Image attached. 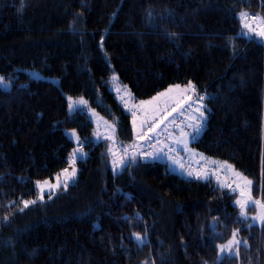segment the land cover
Wrapping results in <instances>:
<instances>
[{
    "label": "trees",
    "instance_id": "1",
    "mask_svg": "<svg viewBox=\"0 0 264 264\" xmlns=\"http://www.w3.org/2000/svg\"><path fill=\"white\" fill-rule=\"evenodd\" d=\"M241 12L264 17V0H0V75H15L0 86V264H264V228L240 216L238 190L137 153L110 80L135 100L191 82L206 114L192 148L252 180L264 201V39L241 35ZM68 97L85 98L113 123L114 146L131 148L120 171ZM65 129L86 152L75 182L19 211L37 181L69 167ZM237 229L247 247L218 259ZM145 232L138 247L133 233Z\"/></svg>",
    "mask_w": 264,
    "mask_h": 264
},
{
    "label": "snow or ice",
    "instance_id": "2",
    "mask_svg": "<svg viewBox=\"0 0 264 264\" xmlns=\"http://www.w3.org/2000/svg\"><path fill=\"white\" fill-rule=\"evenodd\" d=\"M240 20H241V25L242 28L246 29L247 32L241 33V35H255L256 37H259L261 39H264V17L255 15V14H249L247 12H241L240 13ZM117 78L113 76V80L115 81ZM0 86H7L5 85L4 78L0 77ZM177 89L180 88L179 85L176 86ZM174 89L170 88L168 89V92L165 93H160L159 96L153 97L152 100L149 101H143L141 102V105L144 106H153L151 109L152 115L149 117L151 120V123L148 124V121L145 120L141 123V128H143L146 124L147 126V132H142L140 134V139H150L149 133L155 132L162 124H164V121L168 119L169 116H171L172 112L177 111V108L174 107L171 109V111H168L167 108L161 109L158 104L155 102L159 101L161 97H166L168 96L169 93L173 92ZM181 92H195V86L189 82L187 87L184 89H180ZM191 96H185L184 100L178 101L177 106L181 107L186 100H191ZM199 101H203L204 97L200 96ZM195 103V101H193ZM86 101L83 100L82 98L78 101H73L71 97H69V112H72L75 110V106L77 105H86ZM191 107V104L189 105ZM203 104H201V108H203ZM194 111L199 112L200 119L203 120L204 118V112L201 111L199 108L198 109H193ZM161 112H163V115H161ZM133 127L134 130L136 128V113H133ZM172 124H175L176 121L173 119L171 121ZM190 127H192L190 125ZM109 128L112 131V136L106 137L108 139H113L114 140V134H115V127L114 125H109ZM163 132L168 131V125H164V128L162 129ZM194 131L196 134L199 133L200 127L199 125L194 127ZM170 134V133H169ZM66 135L69 136L70 139H74L78 145H80V139L75 130L71 131V133H66ZM195 138V137H193ZM178 143H182L185 148H187L188 144V133L183 132L181 130V139L177 141ZM159 143V141H157ZM170 151H173V149H169ZM109 152L115 156L116 153L112 151V148L109 147ZM124 153H128V149H124ZM79 154V155H78ZM84 152L82 150V147H77L73 150V152L70 154V164L69 167H71V172H69L68 168H65L58 176H57V183L55 185H51L48 180H44L43 182L37 181L36 182V188L39 190V195L37 196V199L35 200H21L20 203L23 205V207L19 208L18 210L23 212L24 209L28 208L30 205H33L37 202V200H43L44 196L43 193L45 191V186H47L50 190H52V195L55 194V188L60 187V178L63 177V186L66 189L69 181L73 180L75 175H76V168H75V163L77 159L82 158L84 156ZM149 156H152V153L148 154ZM163 155H167V153H163ZM136 152H132V159L135 160ZM156 158H160L157 156ZM125 164V159L122 156L119 160H113V166H114V171L117 170L118 168L121 167V165ZM223 168H227L231 171L234 172V175L237 177L239 181L243 182L244 190L241 191V196H245V191L247 192V198L243 200H237L236 203L237 205L240 206V216L243 217L245 220H251L254 223L258 222L262 228H264V201L262 200H257L252 198V185L253 181L247 179L246 177L242 176L239 172H235L234 169H232L231 165L228 164H223L221 165ZM189 176H192L193 173L191 171L188 172ZM196 179H207L208 174L204 172L203 174L201 173H196L195 174ZM221 187H225V185H221ZM227 187L231 188V185H227ZM51 199V195L48 197ZM13 204L16 203V201L12 202ZM255 205L256 208L258 209L256 215L251 216L250 218L247 216V211L251 210V206ZM8 216H4V220H8ZM253 224H250L249 227H252ZM239 236V229L233 231L231 233V238L227 240L226 243H220L217 245L218 248V259H223L224 254L227 253L231 256H234L235 258L239 259V252L241 246L247 247V241H241L238 239ZM133 237L135 238V242L137 246H142L146 243V237L147 233L145 232L144 236H141L139 233H133ZM147 264V262H145Z\"/></svg>",
    "mask_w": 264,
    "mask_h": 264
},
{
    "label": "rangeland",
    "instance_id": "3",
    "mask_svg": "<svg viewBox=\"0 0 264 264\" xmlns=\"http://www.w3.org/2000/svg\"><path fill=\"white\" fill-rule=\"evenodd\" d=\"M27 72H28V74L31 76V77H33V78H37V79H39V78H48V80H51V81H54V82H57L58 81V79L57 78H54V77H45L42 73H40V72H38V71H35V70H31V69H29V70H27ZM113 76H115L116 78H117V76H116V74L114 73L113 75H112V77H111V89H112V91H114V93L116 94V96L121 100V102L124 104V106L126 107V109H127V111H129L130 113H131V115H132V117H131V125H132V130H133V133H134V136L137 138V136L139 135V134H141L142 132H143V128H141V123L144 121V120H146V118H147V120H148V124H150L151 123V120L149 119V117L152 115V112H151V109H152V107L153 106H144V105H141V102H143V101H149V100H152V98L151 99H147V100H135L134 99V97H133V95L131 94V92L129 91V89L125 86V85H123L119 80H118V78L114 81L113 80ZM0 77H3L4 78V82H5V85H7V86H1L3 89H5V90H10L11 88H12V85H13V79H14V77H15V75L14 76H10V78H5L3 75H0ZM173 89V88H172ZM175 91V90H174ZM166 92H168V91H166ZM163 93H165V92H163ZM158 96H159V94H158ZM186 95H184V94H182V95H180L179 97H178V95H177V93H169L168 94V96H166V97H161L160 98V100L159 101H157V102H155L156 104H158L159 105V107L163 110V109H165V108H167V110L168 111H171V109L172 108H174V107H176L177 108V111H175V112H172V114H171V116H169L168 117V119L167 120H165L164 122H166L165 124L166 125H168V131H167V140H168V138H169V140H171V137L172 138H176V139H178L179 137H181V130H183L182 129V127L180 126V125H178L177 123H175V124H172L171 123V121L174 119H176V116L177 115H180V113H179V110H178V106H177V102L178 101H182V100H184V97H185ZM155 97V96H154ZM157 97V96H156ZM72 98V100L73 101H78V100H80L81 98L83 99V100H85L86 101V99L85 98H83V97H76V98H73V97H71ZM194 99L192 98L191 100H186V101H184V103H186V104H188L189 102H192ZM134 101V102H133ZM197 101V109L199 108L201 111H203L204 112V118H203V120H201L200 119V116H199V112H197V111H194L193 112V114L190 116V117H187V125H188V127H189V130L188 131H184L183 130V132H185V133H188V139H190V140H192V141H195L197 138H199V136L201 135V132H202V127H203V123H204V120H205V116H206V114H205V105H204V103H203V101H199V99H197L196 100ZM87 102V101H86ZM201 104H203V108H201ZM68 105H69V97H68ZM77 110H82V111H85L88 115H89V117L92 119V121L94 122V124H95V130H94V139L96 140V141H100V140H102V138H103V135H101V132H100V130H102V132L103 133H105V130H106V128H108V129H110L109 128V125H113V123L112 122H110V120H108L107 118H105L104 116H102L100 113H97L95 110H94V108H92L91 106H90V104L87 102L86 103V105H77V106H75V110L74 111H72V112H69V113H73V112H75V111H77ZM68 111H69V107H68ZM133 113H136V117H135V119H136V128H135V130H134V127H133V119H134V117H133ZM161 115H163V112H161ZM100 120V121H99ZM100 122V123H99ZM104 123L106 124V128H105V126H103L104 125ZM190 125L192 126V127H190ZM197 125H199V127H200V131H199V133L198 134H196L195 133V131H194V127L195 126H197ZM202 125V126H201ZM163 128H164V126H163ZM73 130H75V129H65V134L66 133H71V131H73ZM146 131H147V127H146ZM75 132L77 133V135H78V132L75 130ZM170 133V134H169ZM107 134V133H106ZM105 134V135H106ZM109 134V133H108ZM79 136V135H78ZM67 137L69 138V136L67 135ZM193 137H195V138H193ZM80 139V138H79ZM74 143H75V148H77V147H79V145L76 143V141L74 140V139H71ZM116 142V140H114V142L111 144V148H113V145H114V143ZM74 148V149H75ZM82 150H84V146H83V148H82ZM160 151H161V149H160ZM162 152V151H161ZM163 154V153H162ZM165 156V155H164ZM122 156H120V155H115V156H112V160L114 159V158H121ZM166 157V156H165ZM124 159H125V161L128 159V156H124ZM167 160L169 161V159H168V157H167ZM171 167V166H170ZM171 168H174V167H171ZM215 169H217L218 171L219 170H221L222 168H219L218 166H215L214 167ZM233 169V168H232ZM68 170H69V172H71V167H68ZM113 170H114V168H113ZM121 170V169H120ZM119 170V171H120ZM116 171L118 172V170H115L114 172L116 173ZM226 171H227V169H226ZM228 172V171H227ZM232 173H234L233 171H231ZM231 172H228V174L229 175H231ZM59 175V174H58ZM58 175H56L55 177H54V179L53 180H48L49 181V183L51 184V185H55L56 183H57V176ZM183 176V175H182ZM185 177H187V178H191V177H189V176H185ZM76 178V175H75V177H74V179L73 180H71V181H69V184H72L73 182H75V179ZM235 178V177H234ZM233 178V179H234ZM248 179V178H247ZM44 180H41L40 182H43ZM234 181V183L232 182V184H231V188H235V189H237L238 191H237V193H239V196H238V199L237 200H243V199H246L247 198V192L245 191V196L244 197H242L241 196V191L242 190H244V186H243V182L242 181H239L238 179H237V177H236V179H234L233 180ZM236 182V183H235ZM68 184V185H69ZM238 184V185H237ZM235 186V187H234ZM60 188H62V189H64L65 190V188H64V186H63V177H61L60 178V187L59 188H55V193L60 189ZM241 188V189H240ZM240 189V190H239ZM38 190V189H37ZM52 193V190H50L47 186H45V191H44V193H43V196H44V199L43 200H45L46 199V197H45V195L46 194H51ZM38 195H39V190H38ZM37 195V196H38ZM37 196H36V198H34V199H32V200H35V199H37ZM50 196V195H49ZM42 200V201H43ZM37 201H41V200H37ZM237 204V203H236ZM255 206V205H254ZM256 207V206H255ZM238 208H239V211H240V206L238 205ZM257 211H258V209L257 208H255V212L253 213V215H256V213H257ZM252 215V213L250 214L249 213V211H247V216L250 218L251 216H253ZM243 218V217H242ZM256 224H259L258 222H256Z\"/></svg>",
    "mask_w": 264,
    "mask_h": 264
},
{
    "label": "crops",
    "instance_id": "4",
    "mask_svg": "<svg viewBox=\"0 0 264 264\" xmlns=\"http://www.w3.org/2000/svg\"><path fill=\"white\" fill-rule=\"evenodd\" d=\"M176 86H177V85H171V86H169L168 88H166L165 90L161 91L160 93L166 92V91H168V89L173 88L175 91H173L172 93H177L178 97H179L180 95L184 94V95H186V96H191L194 100H195L196 98H198V96L196 95L195 92L193 93V92L189 91V92H186V93H185V92H181V91H180V89H184V88H186L187 85H179V86H180L179 89H177ZM160 93H158V94H160ZM158 94L155 95V97L158 96ZM152 98H153V97H152ZM133 102H134V101H133ZM185 104H186V103H183L182 106H184ZM182 106H181V107H178L179 113H180V110H181ZM147 118H148V117H147ZM147 118H146V120H147ZM99 121H100V120H99ZM144 121H145V120H144ZM147 121H148V120H147ZM99 123H100V122H99ZM165 123H166V122H164V124L160 127L161 130L163 129V126L165 125ZM103 126H105V128H106V124H105V123H104ZM147 126H148V125L146 124V125L143 127V132H147V131H146V127H147ZM201 126H202V125H201ZM100 132H101V135H103V138H102V140H100V141L108 140V141L112 144V143L114 142V140H116V138H115V134H114V140H113V139H108V138H106V137H110V136L113 135L111 129L106 128L105 133H103L102 130H100ZM106 133H107V134H106ZM108 133H109V134H108ZM105 134H106V135H105ZM158 136H159V133L157 134L156 137H158ZM180 139H181V137H179L178 139H176V138H172V137H171V140H169V138H168V141H169L171 144L176 145V147H178L179 151H181V152H183L184 154L188 155V156L191 158V160L194 161V162H201V161H203V163H204L205 166H211V167H212V166H213V167L218 166L219 168H222V170H226V169H227V168H223V167H221V165H223V164H225V163H221V162H218V161H216V160H214V159H210V158L204 157L201 153H199V152L196 151L194 148H192V146H191V144H192V142H193L192 140L188 139L187 148H185V147L183 146L182 143H178V142H177V141H179ZM148 140H149V139H140V134L137 136V138L134 136V141H133L132 145H133V147H134V149L136 150L137 153H139L141 145H142L143 143L147 142ZM80 144H82L81 141H80ZM121 146H123V145H121ZM153 151H154V152H153V155H152L150 158H147V159L157 160V161H160V162H166V163L169 164V167H170V166H171V167H174V168H171V167H170V169H171L172 171L177 172V173H179L180 175L189 176V175H188V172L191 171V172L193 173V175H192V176H189V177H191V178H195V174H196V173H199L198 171H195V170H193V169H190L188 166L184 165V164H183L181 161H179V160L168 161V160H167V157H165V156L162 154V152L160 151L159 147H155ZM83 152H84L85 155H84L82 158H85V156H86V152H85L84 150H83ZM78 155H79V154H78ZM120 156H123V155H120ZM157 156H159L160 158H156ZM113 160H119V158H114ZM113 160H112V161H113ZM128 160H129V159H127V160L125 161V164H127ZM125 164H124V165H121V167L118 168L117 170L119 171L120 169H122V168L125 166ZM113 167H114V166H113ZM227 171H228V172H231V170H229V169H227ZM228 172H226L227 175H229ZM235 172H236V171H235ZM201 174H203V173H201ZM231 176H233V178L235 177L234 179H236V176H235L234 173H232V172H231ZM217 179H218V177H217Z\"/></svg>",
    "mask_w": 264,
    "mask_h": 264
},
{
    "label": "built area",
    "instance_id": "5",
    "mask_svg": "<svg viewBox=\"0 0 264 264\" xmlns=\"http://www.w3.org/2000/svg\"><path fill=\"white\" fill-rule=\"evenodd\" d=\"M190 104H191V107H189ZM196 108H197V104L194 102H190L182 107L180 115L176 117L175 119L176 123L180 125L184 131L189 130V127L187 125V117H190L194 112L193 109H196ZM166 133L161 131L158 138H154L152 140H148L147 142L143 143L140 148L142 156L150 157L148 154L149 153L153 154L154 148L159 147L162 153H167V155L165 156L168 157V159L171 161L179 160L195 170H198V171L201 170L203 171V173L206 172L207 174H213L214 176L220 178L224 182L225 186L231 185L232 182L234 183L233 179L230 178L229 176H226L224 172L214 171L211 168L205 167L202 163L194 162L190 159V157L184 154H181L174 145L166 141V137H167ZM157 141H159V143H157ZM125 148L128 149V147H122L120 145H115L112 148V151L115 152L116 154L125 155L124 153ZM170 148L173 149V151H170L169 150Z\"/></svg>",
    "mask_w": 264,
    "mask_h": 264
},
{
    "label": "bare ground",
    "instance_id": "6",
    "mask_svg": "<svg viewBox=\"0 0 264 264\" xmlns=\"http://www.w3.org/2000/svg\"><path fill=\"white\" fill-rule=\"evenodd\" d=\"M126 145H123L122 147H125ZM79 147H82L83 148V145L82 144H80L79 145ZM116 155H121V154H116ZM200 173H201V171H200ZM213 174H208V178H212V179H214V177L212 176ZM226 175V174H225ZM227 176V175H226ZM215 180H216V178H215ZM217 181V180H216ZM238 185V184H237ZM235 187V186H234ZM241 189V188H240ZM239 189V190H240ZM234 191H236V190H234Z\"/></svg>",
    "mask_w": 264,
    "mask_h": 264
},
{
    "label": "water",
    "instance_id": "7",
    "mask_svg": "<svg viewBox=\"0 0 264 264\" xmlns=\"http://www.w3.org/2000/svg\"><path fill=\"white\" fill-rule=\"evenodd\" d=\"M162 125H163V124H162ZM162 125H161V126H162ZM161 126H160V127H161ZM159 129H160V128H158V129H157L155 132H153V133H149V136H150V137H154L155 134L157 133V131H158Z\"/></svg>",
    "mask_w": 264,
    "mask_h": 264
}]
</instances>
